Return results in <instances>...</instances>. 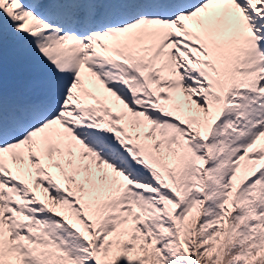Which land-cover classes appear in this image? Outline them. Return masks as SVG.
I'll return each instance as SVG.
<instances>
[{
	"label": "snow or ice",
	"instance_id": "6c2138e0",
	"mask_svg": "<svg viewBox=\"0 0 264 264\" xmlns=\"http://www.w3.org/2000/svg\"><path fill=\"white\" fill-rule=\"evenodd\" d=\"M0 264H264V0H0Z\"/></svg>",
	"mask_w": 264,
	"mask_h": 264
}]
</instances>
